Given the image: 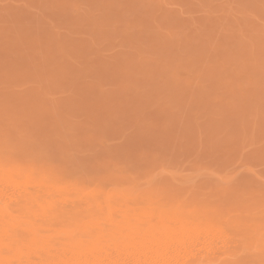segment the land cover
Returning <instances> with one entry per match:
<instances>
[{
	"label": "rangeland",
	"instance_id": "1",
	"mask_svg": "<svg viewBox=\"0 0 264 264\" xmlns=\"http://www.w3.org/2000/svg\"><path fill=\"white\" fill-rule=\"evenodd\" d=\"M8 170L98 194L82 217L47 199L38 220L86 263L264 264V0H0ZM34 216L1 210L0 228ZM204 225L211 252L160 249Z\"/></svg>",
	"mask_w": 264,
	"mask_h": 264
},
{
	"label": "bare ground",
	"instance_id": "2",
	"mask_svg": "<svg viewBox=\"0 0 264 264\" xmlns=\"http://www.w3.org/2000/svg\"><path fill=\"white\" fill-rule=\"evenodd\" d=\"M57 177H59V176L57 175ZM104 184L106 185V183H104ZM97 196H98V194H95V193H88L87 194V193H84L82 191L78 192V190H74V191L70 192V191H65L62 188H58L54 185H45V183L41 180H38L35 178L32 179L30 174L22 173V174H20V176H17V175H15V172L11 171V170L4 172L2 175L0 174V211L1 210H9L10 211V209L15 208L16 206H19L22 208L28 207V208L34 209V211H35V216L32 217V219L30 218L29 220H25V221H23V220L18 221L17 222L18 228H16V229H13V228L10 229L7 227L6 228H0V252L2 255L5 256L4 259L0 260V264H8V263L15 264L16 262H19V261H24L27 264H53L52 262L54 261L53 260L54 257L52 255V253H54L56 251V249L60 250L59 252L61 253L62 248L65 247V245H67V243H66L67 240H66V236L62 235V236H60L61 237L60 241L62 242V244L56 246L55 248H51L50 246H48L49 244H46L47 239H45V238L41 239V236L43 233L42 227H44V226L50 227V224L45 225V223H43V222L38 223L40 216L44 215L49 209H51L49 206L47 207V203H46L47 199L60 200V199H64V198H69V200H67V201L68 202L70 201V203H67V208L65 206V208H66L65 210L68 212L69 211L74 212L75 216L77 215V216L82 217L87 212L92 211V209H90L88 207V203H91V201L94 198H96ZM63 201H64V203L66 202L65 200H63ZM160 214H162V213H160ZM158 216H159V214H158ZM14 220L16 222V220H18L17 217L14 218ZM200 226H198V227H200ZM190 229H191V227H190ZM98 232H100V231H98ZM215 233L220 235V231L219 232L218 231L210 232L207 228V225L206 226L204 225L203 227H200V228L196 227V228H194L193 231L192 230H187V231L181 230L178 232V234L175 235V237H171V239L169 237V240H168L169 242L164 244V246L161 247L160 249L163 251V249L166 248L167 250L168 249L171 250L170 252L172 253V249H177L180 247L188 248V247H193V246H199L203 249L210 251L211 249H213V247H215L216 242L221 241V239L219 237H217L218 235ZM225 233L228 236L229 232L226 231ZM225 233H223V234H225ZM232 234L234 235V233H232ZM256 235H258V234H256ZM229 236H231V235H229ZM229 236L227 238H229ZM228 241H230V240H228ZM239 241H242V244H243L242 239ZM246 241H248V240H246ZM246 241H245V243H246ZM37 242H39V243L37 244ZM221 243H223V242L221 241ZM233 245H234V243H233ZM217 246H218V244H217ZM196 248H198V247H196ZM65 249L66 248H64V251H62V253H64V255H62V256H64L66 259L63 260V263L56 262L57 264H60V263L61 264H117L118 262L120 263V261H121V259H120V261L117 260L118 262L115 263L114 261L116 259L115 260H113V259L116 256L112 257L113 259H109L107 257L108 255H105L104 253H102L101 250H99L96 255H94L93 257H90V258H92V260H89L91 263H86V260H84L85 257L80 258V257H77L75 255H74L75 257L74 256L71 257L70 254H66L67 250H65ZM109 249H111V248H109ZM147 249H148V251L154 250L153 253H159L160 252V250H156V249H159L157 246H156V248L154 247V249H153L152 245H150L147 247ZM203 249H201V252ZM167 250H164V251H167ZM162 251H161V253H162ZM178 251H179V249H178ZM173 252H174V250H173ZM181 252H183V251H181ZM198 252H200V251L198 250L197 253ZM214 252L215 251H213V253ZM163 253H166V252H163ZM171 253L168 254V257H169V255H171ZM205 253H207V252H205ZM175 254H177V253H175ZM194 254L197 255L196 251L194 252ZM208 255H210V254H208ZM17 257H19V258H17ZM132 257H134V256H132ZM151 257H152V255H151ZM189 257H190V254H189ZM107 259H109V260H107ZM118 259H119V257H118ZM123 259H125V258H123ZM141 259H139V262L142 261ZM164 259H165V257H164ZM179 259L181 260L182 258H179ZM210 259H211L210 261H212V258H210ZM200 260H202V258L199 259V261ZM217 260H219V258ZM133 261H134V259H133ZM160 261H162V260H160ZM191 261H193V260H191ZM185 262H187V261H185ZM123 263H125V262H122L121 264H123ZM152 263L150 262V264H152ZM193 263H195V262H193ZM125 264H127V263H125ZM131 264H133V263H131Z\"/></svg>",
	"mask_w": 264,
	"mask_h": 264
}]
</instances>
